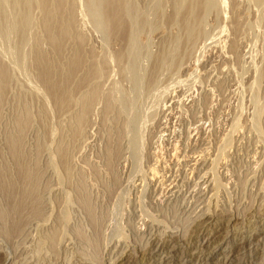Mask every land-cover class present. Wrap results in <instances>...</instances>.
I'll list each match as a JSON object with an SVG mask.
<instances>
[{"label":"rangeland","instance_id":"1","mask_svg":"<svg viewBox=\"0 0 264 264\" xmlns=\"http://www.w3.org/2000/svg\"><path fill=\"white\" fill-rule=\"evenodd\" d=\"M12 154L37 216L0 264H264V0H0Z\"/></svg>","mask_w":264,"mask_h":264},{"label":"bare ground","instance_id":"2","mask_svg":"<svg viewBox=\"0 0 264 264\" xmlns=\"http://www.w3.org/2000/svg\"><path fill=\"white\" fill-rule=\"evenodd\" d=\"M259 2V1H258ZM218 4V3H217ZM100 7V6H99ZM88 9V8H87ZM100 9V8H99ZM12 11V10H11ZM92 13V12H91ZM107 21H108V25H110V27L115 28L116 25L119 23V13L117 11H107ZM4 16V15H3ZM134 17V16H133ZM10 18V17H9ZM138 19V18H137ZM96 23V22H95ZM26 24V23H25ZM132 24V23H131ZM95 27V26H94ZM109 27V28H110ZM118 28V27H117ZM116 28V29H117ZM96 29V28H95ZM141 29V28H140ZM5 31V30H4ZM117 31V30H114ZM105 32V31H104ZM90 35V34H89ZM79 44V43H78ZM86 45V44H85ZM79 46V45H78ZM18 47V46H17ZM141 47V46H140ZM123 52V51H122ZM80 55V54H79ZM113 55V54H112ZM110 56V55H109ZM106 57V56H105ZM122 57V56H121ZM74 61H73V67H72V72L75 75H77L78 71L80 70V60L79 57L76 55V57H74ZM167 58V57H166ZM140 60V59H139ZM112 62V61H111ZM124 62V61H123ZM84 64V63H83ZM95 65V64H94ZM117 65V64H116ZM122 65V64H121ZM136 65V64H135ZM83 66V65H82ZM138 66V65H136ZM128 67V66H127ZM133 67V66H132ZM98 68V67H97ZM124 68V67H123ZM136 69V68H134ZM150 69V68H149ZM88 70V69H87ZM132 70V69H131ZM137 70V69H136ZM108 71V70H107ZM139 71V70H138ZM90 72V71H89ZM137 72V71H136ZM162 72V71H161ZM95 72H90V73H86L84 74L85 77H83L84 79L82 80V82L80 83V81H78L75 84V90L78 91L79 88L83 85V84H87L90 79H92L93 77H95L94 75ZM135 73V72H134ZM141 73V72H140ZM136 74V73H135ZM97 76V75H96ZM100 77V76H99ZM97 78V77H96ZM134 78V77H133ZM136 78V76H135ZM134 78V79H135ZM146 78V77H145ZM94 79V78H93ZM132 82V81H131ZM139 82V80L137 81ZM144 82V81H143ZM153 83V82H152ZM145 84V83H144ZM143 84V85H144ZM148 84V83H147ZM151 84V83H150ZM121 85V84H120ZM145 86V85H144ZM147 86V85H146ZM149 87V86H148ZM123 88V87H122ZM148 89V88H147ZM156 89V88H155ZM53 91V90H52ZM75 91V93H76ZM123 91V90H122ZM145 91V90H144ZM135 92V90H134ZM148 92V91H147ZM151 92V91H150ZM55 93V91H54ZM104 93V92H103ZM131 93V92H129ZM137 93V92H136ZM146 93V92H145ZM52 94V92H51ZM148 94V93H147ZM151 94V93H150ZM136 95V94H135ZM159 95V94H158ZM54 96H57L54 94ZM62 95H60L59 98H61ZM138 96H140L138 94ZM137 97V96H136ZM141 97V96H140ZM155 97V96H154ZM58 98V99H59ZM63 98V97H62ZM138 98V97H137ZM143 98V97H142ZM109 99V98H108ZM146 99V98H145ZM158 99V98H157ZM163 99V98H162ZM129 100V99H128ZM153 99H151L152 101ZM132 102V100H130ZM150 101V102H151ZM155 101V100H154ZM129 102V103H131ZM126 103V102H125ZM137 103V102H135ZM154 104V102H153ZM126 105V104H125ZM130 105V104H129ZM138 105V104H136ZM147 105V104H146ZM132 106V105H131ZM149 107V105H147ZM154 106V105H153ZM134 107V106H133ZM138 107V106H137ZM127 107L125 106V109ZM129 108V107H128ZM135 108V107H134ZM157 109V108H156ZM128 110V109H127ZM133 110V109H132ZM138 110V109H137ZM129 111V110H128ZM140 111V110H139ZM148 111V110H147ZM159 111V110H158ZM127 112V111H126ZM134 112V111H133ZM132 113V112H131ZM137 113V111H136ZM135 113V114H136ZM145 112H143L142 115H144ZM149 113V111H148ZM151 113V112H150ZM147 114V112H146ZM128 115V114H127ZM132 115V114H131ZM131 115L129 116L131 118ZM138 115V114H137ZM134 117V114L133 116ZM149 117V116H148ZM133 119V118H132ZM131 119V120H132ZM134 119H136L137 121V117H135ZM141 119V118H140ZM130 120V119H129ZM144 120V119H143ZM171 120V119H170ZM133 121V120H132ZM129 122V121H128ZM145 122V121H144ZM133 124V123H132ZM135 124L137 125L138 123L135 122ZM136 125H134L133 127H136ZM142 125V124H141ZM140 125V126H141ZM132 126V125H131ZM143 126V125H142ZM138 127V126H137ZM166 127V126H165ZM132 128V127H131ZM142 128V127H141ZM135 129V128H134ZM133 129V131H134ZM137 129V128H136ZM129 130V129H128ZM138 131V130H137ZM140 131V130H139ZM199 132V131H198ZM134 135V132L132 133ZM136 134V133H135ZM139 136V133L137 134ZM142 135V134H141ZM133 137V136H132ZM141 138V137H140ZM143 139V138H142ZM141 139H139L140 141ZM137 141V140H136ZM134 141V142H136ZM145 141V140H144ZM141 143V142H140ZM148 143V141H147ZM146 143V144H147ZM150 143V141H149ZM137 144V143H136ZM142 144V143H141ZM135 145V144H133ZM139 145V144H138ZM132 146V145H131ZM136 146V145H135ZM137 147V146H136ZM139 150V149H138ZM177 151V150H176ZM213 152V151H212ZM202 154V153H201ZM137 155V154H136ZM14 162H15V176H11V177H7V175H5V173L1 174L0 176V188L2 190V194L4 197V207L2 208V212H0L2 215V219L5 222V225H7V229H9V234L11 233L12 238L15 235L16 237L21 233L22 228H24V225L26 226V224L30 223V221L36 218L37 214L33 213V185H30L27 177L24 174V170L23 167L21 166V158L19 159L18 156H16L15 154H12V157ZM132 158V157H131ZM135 158V157H134ZM151 159V158H150ZM136 160V159H135ZM201 160V159H200ZM6 171V170H5ZM3 172V171H2ZM10 172V171H9ZM14 174V173H13ZM9 176V175H8ZM7 177V178H6ZM15 177L14 179H9ZM162 186V185H161ZM3 200V201H4ZM3 205V204H2ZM1 207V206H0ZM199 218V216H198ZM31 221V222H32ZM201 227V226H200ZM8 231V230H7ZM11 237V236H10ZM162 248V247H161Z\"/></svg>","mask_w":264,"mask_h":264}]
</instances>
